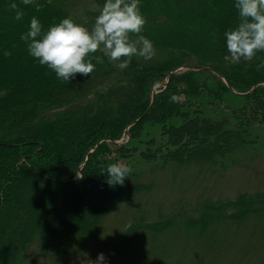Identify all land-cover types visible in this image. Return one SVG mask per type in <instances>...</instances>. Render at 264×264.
Here are the masks:
<instances>
[{
	"label": "trees",
	"instance_id": "trees-1",
	"mask_svg": "<svg viewBox=\"0 0 264 264\" xmlns=\"http://www.w3.org/2000/svg\"><path fill=\"white\" fill-rule=\"evenodd\" d=\"M82 1L51 0V3H48V0H37L39 10L35 5L21 4L19 6L24 12V17L17 21L14 18V10L9 8L13 0H0V128L8 124L4 127L6 130L0 132V207L9 205L12 208V217L17 223L22 221L21 214L17 212L18 205L22 215L30 211L29 203L23 202L24 196L34 201L42 190L48 197L53 194L40 185L37 176L40 172H50L56 176L58 174L60 179L57 180L59 184L55 191L67 184L78 186L84 191L91 189L93 186L91 181L87 180L88 174L98 167L112 164V153L126 159L133 155V145L128 146L129 142L139 138L141 124L145 119L155 122L162 111L174 115L185 105H191V114L193 111L197 112L192 114V118L212 121L211 126L222 128L221 132L224 130V140L219 142L217 139L215 145L207 152L204 151L206 142H189L190 147L186 149L176 145L180 139L181 143L188 139L181 129H173L170 123H164L163 120L157 121L161 126L166 124L165 129H162L165 132L163 151L154 154L152 160L160 168L166 165H186L185 160L189 158L212 162L217 157L224 158V153L234 149L240 141L246 142L245 134L240 128L230 125L231 131L226 129L222 125L224 117L216 115L213 111L221 109L222 103H227L230 108L236 106L240 116L244 117V123L255 122L261 111H264V87H253L256 82L264 81V71L258 72L259 68L264 69V66L256 64L262 63L264 51L257 53L254 58L256 62L242 61L240 69L234 67L232 72L221 67L222 58L230 56L224 33L239 23L238 10L234 7L235 0H151L155 1L154 3L150 0H140L141 13L147 18L142 35L152 41L155 56L147 61L133 57L130 65L123 71L104 57V62L96 64V70L89 76L77 74L74 80L62 83L51 69L39 64L28 54L20 35L28 30L33 16L40 20L42 31H47L50 26L66 17H71L76 23L90 28L105 0ZM15 2L19 4V0ZM199 20L202 23L198 22ZM190 31L194 34L187 36ZM5 51H11L12 55L5 57ZM165 55L167 57L163 58ZM182 65L213 66L226 77V81L216 78V74L209 69L186 68L174 72L166 86L158 87L154 103L148 112L139 121L132 123L149 107L155 83L160 82L159 80L164 82L172 69ZM159 76L161 79H158ZM149 77L154 80L149 81ZM214 78L218 81L216 85L213 84ZM240 84H243L242 94L229 88L230 86L237 90ZM105 85L108 90L102 93L99 89ZM137 92L142 94L140 99L136 95ZM173 94L179 97L178 102H170L169 97ZM30 101L39 102L43 107L37 112L24 114L23 111L18 119L24 116L25 120L10 123L12 117L19 115L20 107ZM202 105L206 113L203 117L197 111ZM200 120L192 123L201 127ZM182 123L178 122L176 125L180 126ZM57 125L58 128H55ZM124 134L129 136L128 140L114 142ZM210 136L214 138L215 134ZM136 170L128 177L131 184H126L125 178L124 185L118 187L123 191L119 196L123 197L122 200L128 192L125 188L131 187L132 191H136L138 185H141L136 179L139 175ZM22 183H25L23 190L20 187ZM150 185L151 182L146 184ZM71 190L65 192L71 193ZM96 196L97 192L94 190L87 202L94 201ZM53 201V204H57L59 199L53 197ZM113 201L114 198H109L105 203L110 204ZM219 204L218 214L224 218L219 221L234 223L233 221L250 216L261 217L264 215V190L243 193L233 200ZM6 210L3 213H6ZM215 213L217 215V211ZM38 219L34 217L33 224L24 222L30 229L19 241L22 256H25L26 249L33 242L39 243L40 248L46 250L60 238L70 241L76 238L75 232L66 228V218L61 219L62 229L46 226L41 232H33L32 228ZM199 221L202 224L200 219ZM94 222L95 220H92L90 224H86L87 229H90ZM148 227L154 232L158 228L161 229L153 222ZM255 232L256 226L249 231V235H253L252 239ZM258 232L260 237H264V225ZM227 246L229 244L224 245ZM164 247L165 245L157 252L159 256H165ZM224 247H219L214 259L209 258L207 264L242 262L239 258L243 255L237 256L235 253L231 255L232 259H235L231 263L226 256L221 257V252L226 251ZM206 249L208 248L202 246L199 252L191 254V258L184 256L174 264H205L202 263V258L205 257ZM256 251L258 249L254 251L255 254ZM261 264H264V254Z\"/></svg>",
	"mask_w": 264,
	"mask_h": 264
},
{
	"label": "rangeland",
	"instance_id": "rangeland-1",
	"mask_svg": "<svg viewBox=\"0 0 264 264\" xmlns=\"http://www.w3.org/2000/svg\"><path fill=\"white\" fill-rule=\"evenodd\" d=\"M150 2L155 1L150 0ZM145 8L149 9V7ZM198 22L202 23L200 20ZM193 34L190 31L187 36ZM166 57L167 55L163 58ZM261 60L264 62V56ZM241 62L237 64L230 56H227L222 58L220 63L222 68L232 72L234 67L240 69ZM251 62H256V59ZM180 67L186 69L188 66ZM263 71V68L258 70V72ZM215 74L216 78L221 80L222 77ZM216 78L213 80L214 85L218 82ZM224 78L226 81L225 76ZM158 79H161V76ZM148 80L154 79L149 77ZM159 81L153 86V91H158V87L165 82ZM242 85H238V92L235 89L232 90L242 94ZM256 85L264 87V81L256 82L253 87ZM136 95L139 99L142 96L138 92ZM134 96L135 94L132 95ZM42 107L39 102H25L20 107L19 115L12 117L9 121L10 123L21 121V119L23 121L24 116L18 119L23 111L24 114L37 112ZM190 107L192 106L185 105L174 115L162 111L157 121L168 122L171 128L181 129L187 135V141L181 143L180 139L176 143L177 146L188 149L189 142L193 144L206 142L204 151L207 152L215 145L217 139L219 142L224 140V130L221 132L222 128L211 126L212 121L200 120L198 117L192 118V114L195 115L197 112L193 111L191 114ZM204 109L202 105V108L197 110L202 117L206 115ZM236 109V106L230 108L227 103H222L221 109L213 111L216 115L224 117L222 125L226 129L231 131L230 125L240 128L245 134L246 142L242 140L234 149L227 150L224 158L217 157L212 162H200L206 159L189 158L185 160L186 165L176 167L166 165L160 168L152 161L154 154L163 151L162 141L165 138V132L162 129H165L166 124L161 126L157 121L151 122L145 119L141 124L139 138L131 140L128 144V146L133 145V155L126 159L114 153L110 154L113 163L127 164L132 171L136 169L139 171L136 179L141 185H138L139 188L136 191H132L131 187L125 188L128 192L124 200H122L123 197H119L123 194V191L121 192L118 188L120 185L109 187L106 183L107 174L102 171L107 167H98L93 173L88 174L87 180L91 181L93 187L85 191L70 184L55 191V187L59 184L57 180L60 179L58 174L56 176L54 173L40 172V176L37 175L40 185L53 194L50 193L48 197L42 190L38 199L34 201L24 196L23 202L29 203L30 211L22 215L21 207L18 205L17 212L21 214L22 220L20 223L12 217V208L9 205L0 207V264H90L89 260L95 261L99 253L104 254L107 264H174L181 261L184 256L191 258V254L199 252L202 246L208 248L204 251L205 257L202 258V263L207 264L210 259H214V254L219 251L218 248L224 247L225 244L229 246L224 247L226 251L221 252V257L226 256L230 263L235 260L231 256L235 253L237 256L243 255L239 258L242 261L240 264H261V257L264 254V237H260L258 231L264 225V215L257 218L246 217L240 221H233L234 223L219 221L224 219L218 214L219 203L233 200L243 193L264 190V111H261L255 122L244 123L242 120L244 117L240 116V112ZM195 120H200L201 127L192 123ZM178 122L183 123L177 126ZM4 127L0 128V132H3V129L6 130ZM55 128H58V125ZM212 133L215 134L214 138L210 136ZM128 138L129 136L124 134L114 142H121ZM149 167H151L150 170ZM222 168L224 170H220ZM62 171L59 170V172ZM127 179L129 178H126V184H131V180L127 182ZM148 182H151L150 186H146ZM20 187L23 190L25 183H22ZM70 189H72L71 193L65 192ZM94 190L97 192L96 199L87 202ZM53 197L59 199L57 204H53ZM109 198L112 200L114 198V201L110 204L105 203ZM4 210L7 212L3 213ZM34 217L36 219L41 217V220L38 219L35 222L33 232H41L46 226L62 229L61 219L66 218V228H71L76 238L73 241L60 238L51 243L46 250H42L39 243L33 242L26 249L25 256H22L19 241L27 235L30 229L27 223L33 224ZM92 220H95L93 226L87 229L86 224H90ZM206 221L207 224H205ZM24 222L27 223L24 225ZM152 222L159 225L161 229L158 228L156 232L150 229L148 225ZM255 226L256 232L252 239L253 235H249V231H252ZM163 245L166 248L165 256H159L157 252ZM256 249L258 251L255 254ZM247 257L249 258L246 259ZM141 260H143L142 263H140Z\"/></svg>",
	"mask_w": 264,
	"mask_h": 264
},
{
	"label": "clouds",
	"instance_id": "clouds-1",
	"mask_svg": "<svg viewBox=\"0 0 264 264\" xmlns=\"http://www.w3.org/2000/svg\"><path fill=\"white\" fill-rule=\"evenodd\" d=\"M21 4L35 5L37 10L40 7L37 0H19V4L13 0L9 8L14 10L17 21L24 17ZM234 7L238 10L239 23L225 31L226 48L235 63L251 62L258 52L264 51V0H235ZM146 23L140 0H105L90 28L66 17L42 31L40 20L33 16L20 40L39 64L51 69L62 83H69L77 74L89 76L96 70V64L104 62V57L121 71L130 65L133 57L151 60L156 51L152 41L142 35ZM11 55V51L4 52L5 57ZM107 90V85L99 89L102 93ZM169 100L175 103L179 97L173 94ZM102 172L107 174L109 187H114L123 186L132 169L127 164L112 163ZM89 261L107 264L103 253L95 261Z\"/></svg>",
	"mask_w": 264,
	"mask_h": 264
},
{
	"label": "water",
	"instance_id": "water-1",
	"mask_svg": "<svg viewBox=\"0 0 264 264\" xmlns=\"http://www.w3.org/2000/svg\"><path fill=\"white\" fill-rule=\"evenodd\" d=\"M183 67H176V68H174V69H172L170 72H169V74H168V77H167V79H166V81L163 83V85L164 86H166V84L168 83V81H169V79H170V77H171V75H172V73H174V72H177V71H179V70H181ZM187 68H191V69H209V70H211V71H213V72H215V73H217V74H219L224 80H225V78H224V76L221 74V73H219V70H217L216 68H214L213 66H209V65H190V66H188ZM231 90H232V88L231 87H229ZM155 93H156V90H154L153 91V95H152V99H151V102H150V105H149V107L136 119V120H134L132 123H136L138 120H140L147 112H148V110H149V108L153 105V103H154V95H155Z\"/></svg>",
	"mask_w": 264,
	"mask_h": 264
}]
</instances>
